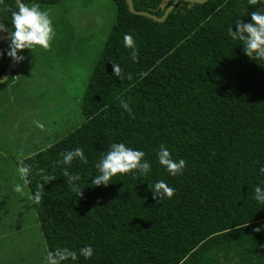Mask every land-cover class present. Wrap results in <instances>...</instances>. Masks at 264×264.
Instances as JSON below:
<instances>
[{"label":"trees","instance_id":"trees-1","mask_svg":"<svg viewBox=\"0 0 264 264\" xmlns=\"http://www.w3.org/2000/svg\"><path fill=\"white\" fill-rule=\"evenodd\" d=\"M66 1L24 0L41 8ZM133 2L137 11L163 16L151 11L160 0ZM113 3L116 20L80 103L84 122L23 161L48 252L77 253V261L63 264H264V204L252 199L253 188L264 186V61L250 59L228 34L237 20L251 22V11H264V0L182 2L164 23L133 15L125 0ZM15 10V0H0L8 31ZM125 34L133 37L137 62ZM24 55L36 60L30 50ZM10 60L0 58V77ZM21 63L0 88L14 81ZM120 142L144 151L151 173L117 174L95 186V164ZM160 145L186 161L182 174L171 176L158 163ZM77 147L86 162L65 165L63 154ZM65 169L80 177L81 196ZM44 175L54 180L44 183ZM160 180L175 189L172 197L154 198L149 185ZM88 245L94 254L85 260L79 250Z\"/></svg>","mask_w":264,"mask_h":264},{"label":"rangeland","instance_id":"rangeland-1","mask_svg":"<svg viewBox=\"0 0 264 264\" xmlns=\"http://www.w3.org/2000/svg\"><path fill=\"white\" fill-rule=\"evenodd\" d=\"M41 8V7H40ZM55 36L36 60L25 59L11 84L0 88V264H47V247L17 167L84 122L80 103L95 61L114 26L113 0H67L41 8Z\"/></svg>","mask_w":264,"mask_h":264},{"label":"clouds","instance_id":"clouds-1","mask_svg":"<svg viewBox=\"0 0 264 264\" xmlns=\"http://www.w3.org/2000/svg\"><path fill=\"white\" fill-rule=\"evenodd\" d=\"M209 1V0H208ZM186 3V2H185ZM249 4H255L256 0H248ZM197 4V3H195ZM17 10L11 13L12 30H6L4 25H0V41L7 40V47L0 50V58L4 55L11 58L14 63H21L25 60V50H30V54L36 51L37 47L44 50L49 49L50 43L55 36L52 26V20L47 11L41 10L38 3L26 4L24 0H16ZM193 5V4H191ZM164 15V14H163ZM251 22H243L237 20L235 22L236 31L232 27L228 28V34L233 40L242 42L243 51L253 61H264V11H251ZM162 17V16H161ZM123 44L125 48L131 49L130 58L133 62H137L138 57L135 50L133 37L125 34L123 37ZM18 50L20 55L17 54ZM113 65V74L121 79V68L119 64ZM128 79H132L128 75ZM121 108L132 115V109L129 102L121 101ZM145 152L138 149L127 147L125 143H113L109 146V150L103 154L98 162L95 164L97 174L92 178V183L95 186H107L111 183L113 177L117 174L131 173L133 176H146L151 173V162L145 158ZM158 163L171 175L176 176L183 173L186 165L184 159L174 160L164 145H160L156 152ZM74 159H79L86 162L82 148H75L66 151L63 154V163L71 165ZM17 174L22 181V184H14L13 191L15 193H22L24 186L28 184V175L30 166L20 161L16 169ZM264 173V167L260 169ZM64 176L68 177L66 181L73 193L78 197L83 194L81 190L80 177L78 175H70L65 169ZM44 183L54 180L53 176L44 175L41 177ZM38 187H43L39 185ZM154 198L172 197L175 189L168 186L163 180L157 181L154 185H149ZM35 202H40V192H36L34 196ZM252 199L259 204H264V186L258 184L253 188ZM260 229H257L259 231ZM94 254V249L91 245L80 248L79 256L85 260L90 259ZM78 255L75 251L68 248H57L54 251L47 253V264H63V262L71 260L73 262L78 260Z\"/></svg>","mask_w":264,"mask_h":264},{"label":"water","instance_id":"water-1","mask_svg":"<svg viewBox=\"0 0 264 264\" xmlns=\"http://www.w3.org/2000/svg\"><path fill=\"white\" fill-rule=\"evenodd\" d=\"M125 1H126V4L128 6L129 11L133 15L140 16V17H145V18L150 19V20H152V21H154L156 23H164L167 20V18L169 17V15L174 11V8L177 6V4L179 2V0H162V3L160 5V9L164 11V15L162 17H158L157 15H155V14H153L151 12H140V11H137L135 9L133 0H125ZM171 1H173L172 5L169 6L166 9V6ZM184 2L188 3L189 5L195 4V3H197V4H205V3L208 2V0H184ZM5 43H6V39L4 41V44ZM17 54L18 55L21 54L19 50H18ZM16 64L17 63H14L12 60H10L8 68H7L6 72H5V74L2 77H0V85L5 84V83L8 82V80L10 79V77L13 74V71L15 69Z\"/></svg>","mask_w":264,"mask_h":264},{"label":"flooded vegetation","instance_id":"flooded-vegetation-1","mask_svg":"<svg viewBox=\"0 0 264 264\" xmlns=\"http://www.w3.org/2000/svg\"><path fill=\"white\" fill-rule=\"evenodd\" d=\"M182 2H184V0H179L177 6L174 8V10H176L181 4ZM162 3V0H160L159 4H158V7L156 9H152L151 11L152 12H163L164 14V11L160 9V5ZM173 3V1L169 2V4L166 6V9L171 6ZM192 6V5H189V7ZM0 25H4L6 29H10V27H8L6 24H2L0 23ZM2 35H7L6 33H0ZM5 41V40H4ZM4 41H0V50H4L6 47H7V40H6V43L4 44ZM17 65V64H16ZM16 67V66H15Z\"/></svg>","mask_w":264,"mask_h":264}]
</instances>
